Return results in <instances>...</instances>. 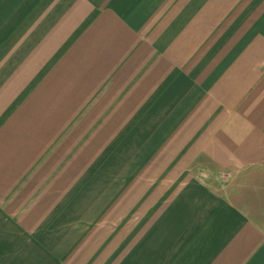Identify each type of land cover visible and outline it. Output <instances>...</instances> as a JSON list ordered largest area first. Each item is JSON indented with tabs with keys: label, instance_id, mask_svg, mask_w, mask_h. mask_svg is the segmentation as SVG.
<instances>
[{
	"label": "crops",
	"instance_id": "obj_1",
	"mask_svg": "<svg viewBox=\"0 0 264 264\" xmlns=\"http://www.w3.org/2000/svg\"><path fill=\"white\" fill-rule=\"evenodd\" d=\"M263 166L264 0H0V264H264Z\"/></svg>",
	"mask_w": 264,
	"mask_h": 264
},
{
	"label": "rangeland",
	"instance_id": "obj_2",
	"mask_svg": "<svg viewBox=\"0 0 264 264\" xmlns=\"http://www.w3.org/2000/svg\"><path fill=\"white\" fill-rule=\"evenodd\" d=\"M217 184L213 183L215 188H220L222 193L227 197L234 198L235 193L239 195L240 192L246 197L250 195V190L252 187L260 188L264 187V166L252 170L251 172L239 176L233 175H219L217 178ZM212 184V183H211ZM254 184V185H253ZM239 191V192H237ZM256 196L254 199L255 204L258 206L253 208L243 207L251 216H254L257 219H261V216L264 217V193L262 190L255 192ZM253 201V200H252Z\"/></svg>",
	"mask_w": 264,
	"mask_h": 264
}]
</instances>
